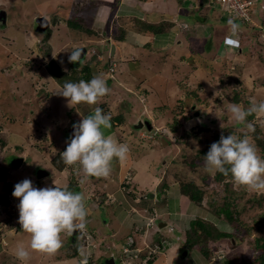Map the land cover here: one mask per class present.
Returning a JSON list of instances; mask_svg holds the SVG:
<instances>
[{"label":"rangeland","instance_id":"1","mask_svg":"<svg viewBox=\"0 0 264 264\" xmlns=\"http://www.w3.org/2000/svg\"><path fill=\"white\" fill-rule=\"evenodd\" d=\"M209 1L0 0V16H6V23L0 22V140H4L0 158L13 153L27 158L26 166L12 168L11 183L1 176L0 193L6 183L13 192L15 184L27 178L37 188L56 185L87 195L88 214L98 216L85 230L95 229L96 243L103 245L93 255L95 264L106 253L118 254L129 264L130 255L147 256L161 246L159 239L166 257L159 256L153 264H165V260L167 264H226L230 260L248 264L257 255L258 241H264V191L237 185L231 174L220 180L204 163L215 135L221 134L243 138L247 133L264 158L256 138L257 134L264 142V114L247 117L255 127L249 132L230 112L233 105L247 109L252 101L264 102V0H256L253 26L229 17L240 25L233 38L242 39V53L223 41L231 35L228 9L213 2L208 6ZM166 13L178 15L173 30L165 34L168 38L158 36L160 50L146 49V44L154 48V36L143 32L135 18L157 23ZM81 16L93 28L69 33L65 20H81ZM39 18L49 20L46 32L35 31ZM121 27L125 30L119 31ZM118 33L121 38L113 40ZM81 47L88 49L82 64L92 77L104 78L111 92L97 105L68 107L67 99L55 93L84 75L79 64L76 73L81 76L69 75L71 50ZM95 107L112 117L122 115V121L111 119L112 127L105 134L129 147L127 158L114 160L110 175L100 178V184L95 177L87 179L78 167L66 165L60 155L68 144V126L92 115ZM146 120L151 121L152 131L135 129L138 121ZM203 126L207 131L193 134V129ZM30 166L50 174L38 179L31 175ZM96 182L104 187L102 199L90 192ZM187 183L202 189V208L181 195ZM224 197L235 205V222L218 220L217 224L236 232L237 241L214 242L210 263L197 249L184 254L188 221L202 212L208 217L204 210L214 212ZM13 199L16 213L11 215L0 203V264H79L77 258L57 256L59 252L48 256L31 250V236L18 223L19 198ZM99 203L103 210L96 208ZM161 222L167 224L160 226ZM134 233L139 237L134 238ZM127 240L138 248L124 245ZM19 246L30 252L27 262L14 255Z\"/></svg>","mask_w":264,"mask_h":264},{"label":"clouds","instance_id":"2","mask_svg":"<svg viewBox=\"0 0 264 264\" xmlns=\"http://www.w3.org/2000/svg\"><path fill=\"white\" fill-rule=\"evenodd\" d=\"M211 2L213 1L208 2V6H212ZM253 3L250 11V20L227 11L228 18H236L235 21L239 20L240 24L253 26L255 22L253 10L256 0H253ZM221 7L226 9L223 6ZM177 18L178 16L175 19L171 18L170 22L175 24ZM228 24L231 35L223 40L225 41L224 44L236 49H242L240 40L238 41V39L233 38L237 35L240 25L231 19L228 21ZM71 32L75 31L70 30L69 33ZM114 47L116 49L115 45ZM81 57L82 50L73 49L68 59L70 63L79 62L80 64ZM115 67L116 65L114 64L113 67H110V71L114 72ZM110 92L111 89L107 86V81L97 75L92 77L88 82L84 80H80L78 83L67 82L55 94L66 98L68 107H74L82 103L89 106L97 105ZM230 112L237 124H246L248 131L254 132L255 127L251 122L247 121V117L254 114H264V102L257 103L256 101H252L250 107L247 109L239 105H233L230 108ZM149 122L151 123V121ZM111 127V115L104 114L100 107H95L92 115L83 118L81 122L73 125V136L70 138L66 150L60 153L63 162L68 166L78 167V170L82 171L86 177L107 178L112 171V162L114 160L124 161L129 153L127 144L118 143L112 136L105 134V130ZM144 128L148 130L146 126ZM17 155L13 153L11 160L15 157H23L25 159L23 155ZM204 158L207 171L219 172L225 176L231 173L237 185L253 191H264V158L258 154V149L251 142L247 133L243 138L232 134L227 136L221 134L219 141L213 142L210 145V149ZM23 163L18 166H22ZM12 196L19 198L17 206L19 209L18 223L24 232L30 234V248L35 252L54 256L63 247L62 233L72 235L86 228L88 211L85 197L82 193L73 192L56 185L55 187L37 188L34 187L30 179L26 178L15 184ZM151 196L155 197L153 194ZM150 220L154 224L152 217ZM131 235V233L128 235V239H131ZM136 237H139V235L134 233V238ZM159 240L157 243L161 246H156V249L148 252L147 256L141 255V257L137 258L138 256L133 254L134 257L141 264H148V260L154 257L157 259L166 250L161 252L160 249H164L165 245L161 239ZM214 244V242L209 243L210 250L214 248ZM124 245H128L131 249L138 248V246L132 248L129 240L124 242ZM185 247L181 251L187 250V253H189V248ZM14 255L23 262H27L30 259V252L23 246H19L15 250ZM210 261L208 262L210 263ZM83 264H87L86 257Z\"/></svg>","mask_w":264,"mask_h":264},{"label":"trees","instance_id":"3","mask_svg":"<svg viewBox=\"0 0 264 264\" xmlns=\"http://www.w3.org/2000/svg\"><path fill=\"white\" fill-rule=\"evenodd\" d=\"M81 20H76V19H67V21L65 20L66 26L68 25V27L70 28V30L72 31H80L82 29H91L93 28V26H91V24H89L90 22L84 18V17H80ZM229 18H226V21ZM135 21L139 27V25L141 26V28L143 29V32L148 33L150 35L156 36V35H160V34H164L167 33L173 26L174 23L172 22H168V21H160L157 23L154 22H150V21H145L141 18L136 17ZM57 23V21H55V24ZM250 26V25H249ZM125 30L124 28H120L119 31L121 30ZM114 34V33H113ZM118 35V36H117ZM114 38L119 39L121 38V34H115ZM46 40V39H45ZM241 40V38L239 39ZM47 41V40H46ZM146 49H150V50H156L155 48L150 47V44H146L145 45ZM217 55L214 53V59H216ZM77 64L73 63L71 64L70 68L72 69L71 73H69V75L71 76H78L76 71H77ZM81 69L80 72L82 75V77H80L81 75H79L78 77H80V80H86V81H90L92 76L90 73V69L88 66L83 65L82 63L80 64ZM79 66V67H80ZM78 79V78H77ZM11 92V91H10ZM235 101L239 102V98L235 99ZM111 119L113 121H122L123 117L122 115H117V116H111ZM203 131H207L206 126H203V128H199L196 130H192L193 134L196 136H199L201 134V132ZM256 138L258 139V144L259 146L263 149L264 151V142L261 141V139L259 138V135L256 134ZM214 142L219 141L220 136L219 135H215L214 138ZM213 142H211L212 144ZM210 144V145H211ZM19 148V147H17ZM231 173H229L230 175ZM217 176L218 179H222L223 177H225V175L217 172ZM202 189L198 188L197 186H195L194 184L191 183H187L182 185V189H181V195H184L186 197L189 198V200L191 201V203H194L196 207H201V202H202ZM203 211V209H202ZM205 213H208V217L204 216V212L199 213L197 215V218L193 219V220H189V226L186 229L185 232V238H184V244L185 246H187L189 248L190 251L197 249L202 255L203 257L206 258V260L210 261L211 257H212V250L209 249V243L211 242H217L221 239H225V238H233V240H236V232L234 233V231L232 230H227V229H223L221 228L218 224L217 221H222L224 223H227L229 225H232L233 222H235V205L233 203V201H231V199H228L226 197L223 198V203L221 204V206H218V208H216L214 210V212L211 211H206L204 210ZM213 218V219H211ZM236 228H239L236 227ZM257 250V255L251 259L250 262H248V264H264V241L259 240L257 245L255 246V248ZM73 256L76 255V253L71 254ZM156 259V257H154L151 260H148V264H153L154 260ZM226 264H236L234 261L230 260L227 261ZM244 264H246V261L244 262Z\"/></svg>","mask_w":264,"mask_h":264},{"label":"flooded vegetation","instance_id":"4","mask_svg":"<svg viewBox=\"0 0 264 264\" xmlns=\"http://www.w3.org/2000/svg\"><path fill=\"white\" fill-rule=\"evenodd\" d=\"M82 48H85L87 50V52H88V49L86 47H81V48H77V49L81 50ZM86 54H85V56H86ZM83 58L81 59L80 64L82 63ZM75 64H79V62H76ZM74 124H77V123L76 122L71 123L70 126H68V128L66 129V133L65 134H66L67 139L66 138L65 139L68 142H70V136H69L68 132H69V129ZM3 141L4 140H0V143H2ZM22 154L18 153L17 156H20ZM11 155H13V154L4 155V156H2L0 158V179L2 177H7V179H9L10 183H11V180H13V178L11 177L12 168L20 167V166H12V164L10 162ZM26 161H27V158L24 159V161H23L24 163H23L22 166L27 164ZM35 168H33V166H30V168H29L32 176L36 175L35 172H36L37 169H39L37 167H35ZM90 178H93V177H88L87 179H90ZM42 179H45V178H42ZM97 179L99 180V184H100L101 179L100 178H97ZM99 184H97V182L94 183L92 185L91 189H90V192L93 193V196H94L95 199H96V197L97 198L100 197L102 199V195L104 197V187L97 186ZM1 188H2L1 189L2 192L0 193V203L2 205H4L6 209H9L10 215L16 213V208H15V206H13V203H14L15 199H13L12 191L10 190L9 185H7V183H6ZM77 188H79L78 184H77ZM71 191L75 192L76 190L72 189ZM85 197H87V195ZM7 200H8V202H10L8 206L5 204ZM96 208L98 210L99 209L103 210V208H101V203H99V207H98V205H96ZM96 216H98L97 213L96 214H92V215L88 214V216H87V218H88L87 224L92 223L95 220ZM94 231H95V229H91V228L88 227L86 230H83L81 232L73 233L72 235H67L66 234L64 237H62L63 247H62V250L59 251L57 256H59V257L61 256V258H63V259H66V258H71V259L72 258H77V259H79V264H83V261H84V259L86 257L87 258V264H95L94 263L95 258H94L93 255H94V253H96L97 250H100L103 247V245L101 247V246H98V244L96 243L97 236L94 234ZM87 233L89 234L88 236H87ZM84 235H86L85 239L83 237ZM66 237H68V238H66ZM82 239L87 241V244H84ZM88 243H90V245L93 243V246L95 248L93 247V249H90V245H88ZM101 243L104 244L105 242L103 243V241H102ZM74 253H76L75 256L71 255V254H74ZM129 257H130L129 264H141V262H139L134 256L130 255ZM111 258L114 259V264H118V262H120L121 264H127V262L125 260H123L121 256H118V254L114 255L112 253L104 254L103 257H102L103 260L99 264H108L107 261L110 260Z\"/></svg>","mask_w":264,"mask_h":264},{"label":"water","instance_id":"5","mask_svg":"<svg viewBox=\"0 0 264 264\" xmlns=\"http://www.w3.org/2000/svg\"><path fill=\"white\" fill-rule=\"evenodd\" d=\"M2 16H0V22L2 21L3 24H5L6 23V16L5 15L3 17ZM48 27H49V21H48V19L39 18L36 21V30L35 31L42 33V32H45L48 29ZM114 49H115V47L113 45L112 50L114 51ZM81 50H82V57H81V59H82L85 56V54L87 53V50L85 48H82ZM144 126H146L148 130H152V128H153L152 124L149 121H145V122L139 121L135 125V129H142V128H144ZM73 132H74V129H73V126H72L69 129V132H68L70 138L73 136ZM23 161H24V158L23 157H15V158H13V160H10V162H11V164L13 166L21 165L23 163ZM35 173H36V177L38 179L45 178V177H47L50 174L44 168L37 169ZM9 203L10 202H8V200H7L5 204L8 206ZM182 252L185 254V253H187V250H183ZM107 262H108V264H114V259L111 258Z\"/></svg>","mask_w":264,"mask_h":264},{"label":"built area","instance_id":"6","mask_svg":"<svg viewBox=\"0 0 264 264\" xmlns=\"http://www.w3.org/2000/svg\"><path fill=\"white\" fill-rule=\"evenodd\" d=\"M215 4L228 9L229 13L250 20V11L253 6V0H212ZM1 230V229H0Z\"/></svg>","mask_w":264,"mask_h":264},{"label":"crops","instance_id":"7","mask_svg":"<svg viewBox=\"0 0 264 264\" xmlns=\"http://www.w3.org/2000/svg\"><path fill=\"white\" fill-rule=\"evenodd\" d=\"M205 8H207V6H205ZM166 14H167V16H163V17H162L163 19L160 20V21L167 20V21L170 22L171 18H174V17L176 18L175 15L173 16V14H170V13H166ZM177 16H178V15H177ZM183 17H184V16H183ZM175 18H174V19H175ZM160 21H159V22H160ZM218 28H219V27H218ZM216 29H217V28H216ZM214 31H215V29H214ZM168 32H169V31H168ZM74 34H75V33H74ZM165 34H167V33H164V34H160V35H156V36H154L153 41H155V43L152 41V44L154 45V48L156 49L155 51H157V49L160 50V48H161V47L158 45L159 41H161V40L159 39L158 36L165 35ZM172 35H173V33H172ZM172 35L170 36V40H171V38L173 37ZM240 35H241V34H240ZM165 38H168V36L165 35ZM170 40H169V41H170ZM240 42L243 43V42H242V39L240 40ZM156 45H157V47H156ZM115 50H116V49H115ZM239 50H240V53H242V52L244 51L243 48H242V49H239ZM237 52H238V51H237ZM161 257H164V258H165V257H166L165 253L162 254ZM164 262H165V264H167L166 260H165Z\"/></svg>","mask_w":264,"mask_h":264},{"label":"bare ground","instance_id":"8","mask_svg":"<svg viewBox=\"0 0 264 264\" xmlns=\"http://www.w3.org/2000/svg\"><path fill=\"white\" fill-rule=\"evenodd\" d=\"M166 223H164V222H161V224H160V226H163V225H165ZM131 247H133V245L131 244L130 245ZM190 252V251H189Z\"/></svg>","mask_w":264,"mask_h":264}]
</instances>
